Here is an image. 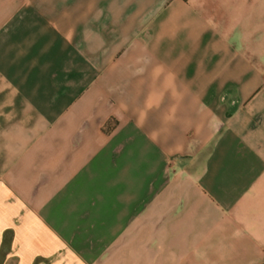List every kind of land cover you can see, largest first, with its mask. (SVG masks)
Segmentation results:
<instances>
[{"label":"crops","instance_id":"1","mask_svg":"<svg viewBox=\"0 0 264 264\" xmlns=\"http://www.w3.org/2000/svg\"><path fill=\"white\" fill-rule=\"evenodd\" d=\"M0 264H264V0H0Z\"/></svg>","mask_w":264,"mask_h":264}]
</instances>
